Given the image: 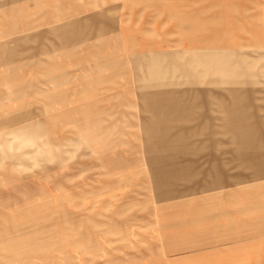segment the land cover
I'll return each mask as SVG.
<instances>
[{"label":"rangeland","instance_id":"rangeland-1","mask_svg":"<svg viewBox=\"0 0 264 264\" xmlns=\"http://www.w3.org/2000/svg\"><path fill=\"white\" fill-rule=\"evenodd\" d=\"M0 264H264V0H0Z\"/></svg>","mask_w":264,"mask_h":264},{"label":"crops","instance_id":"crops-1","mask_svg":"<svg viewBox=\"0 0 264 264\" xmlns=\"http://www.w3.org/2000/svg\"><path fill=\"white\" fill-rule=\"evenodd\" d=\"M31 1H33V0H31ZM37 11L38 10L35 7L33 8V5H32L31 6V14L33 15V14L37 13ZM190 17H192V18H190L188 20V23L191 26H195V28H188L187 30L199 31V30L207 29L210 32H213V30H217L214 27H210V28L202 27L203 24L210 25L212 23H209V22H206V21L201 22L200 20L195 19V17L191 13H190ZM178 22H177V25H178ZM69 23L70 22H68L67 24H69ZM75 23L76 24H73V25L69 24L67 27L63 26V29H65V30H63L64 35H65V32L68 33L67 36H63L64 40L67 41V38L69 40L71 35L75 34L77 31L80 32L81 25H82V30L85 31V33H86L87 26H88L87 22H84V23L75 22ZM158 24L166 25L165 23H162V22H159ZM33 25L34 26L32 27L31 33H30V36H29V38H30V40L32 42L31 49L36 51V52H38V38H39V35H38V24L36 23V24H33ZM98 28L101 31V27L99 26ZM176 28H177V31H178V26ZM224 29H226V28L223 27L222 30H224ZM127 30H130V29L126 28V31ZM140 30H144V29H140ZM144 31H146V30H144ZM57 35H61V34H57ZM188 41H189L188 42L189 48H194V47H196L198 45L197 41H193V40H188ZM33 43H34V45H33ZM67 44H69V43L67 42ZM67 44H63V45H67ZM238 45H239V43L236 46H234V47H236V49H232V50L231 49H227V48L230 47V42L228 41V43H226L224 46H221V47H225L226 49H222V50H226L225 52L228 53L229 52L228 50L234 51V52L235 51H240V50L237 49ZM161 46L158 45V44L157 45H151V44L150 45L149 44L142 45V47H143L142 49L143 50L140 51L141 54H139V55H145V54H150V53L162 52L163 48H161ZM201 47L204 48V50L202 51L203 54H209V53H204V52H207V51L210 52L212 50H216V49H213V48H215L217 46L215 44H212V45H207V46L204 45V46H201ZM239 48H241V47H239ZM184 51H186V50H184ZM191 51H193V50H191ZM36 55H37V53H36ZM200 55H202V54H200ZM31 62H33V60H31ZM244 225H245V223L243 221L241 222V220H239L238 221V229L239 230H238V233H237L238 235L234 234V236L228 237L229 238V243H227L228 247L226 248V254L228 256H235L236 254H238L240 256V255H245L246 254V252L244 250L246 249V240H247V238H246V231H245V226Z\"/></svg>","mask_w":264,"mask_h":264}]
</instances>
